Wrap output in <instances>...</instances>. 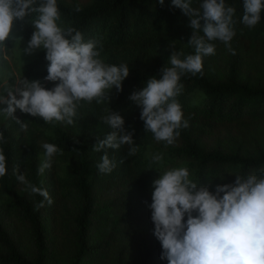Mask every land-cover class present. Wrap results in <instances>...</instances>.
Wrapping results in <instances>:
<instances>
[{
	"label": "trees",
	"instance_id": "obj_1",
	"mask_svg": "<svg viewBox=\"0 0 264 264\" xmlns=\"http://www.w3.org/2000/svg\"><path fill=\"white\" fill-rule=\"evenodd\" d=\"M202 2L191 0L194 8ZM225 3L236 9V35L230 42L236 54L232 55L224 43L214 41L216 51L231 55L227 74L215 76L211 55L203 58V76L186 74L181 78L184 90L177 100L189 126L179 129V137L167 145L145 131L141 108L129 97L142 90L150 77L160 78L173 51L194 53L188 46L192 34L189 18L171 7V0H164L163 6L158 0H57L63 24L81 31L85 41H99L105 63H126L130 73L122 91H110L106 105L81 102L73 125L46 124L42 118H28L17 109L15 117L28 123L27 130L22 131L13 119L0 115L4 135L0 148L8 165L7 174L0 177V264H52L55 260L65 264H168L160 258L163 249L153 234L148 207L154 191L152 182L160 172L187 167L190 178L198 186H209L212 192L216 185L234 183L237 174L247 177L264 172V147L259 145L260 132L255 127L264 117V10L261 21L248 28L241 22L243 0ZM77 5L79 12L75 11ZM35 15L14 21L11 37L31 38ZM5 43H10L9 39ZM45 56L46 50L40 49L20 70V78L38 80L50 90L59 82L44 79L50 64ZM106 107L124 119L125 129L133 133L138 147L134 156L128 155L127 145L106 149L117 165L111 173H101L97 168L105 151L93 150L98 139L112 131L101 120ZM222 125L232 145L209 148L205 135ZM234 137L237 142L232 141ZM45 142L55 144L64 154L55 155L51 168L40 175ZM156 153H163L162 164L152 163ZM16 165L30 183L47 190L53 201L50 206L43 196L30 194L17 181L13 174ZM41 201L44 207L37 209ZM4 208L27 231L32 244L28 249L19 245L16 229L3 222ZM100 212L106 214V223H101L108 224L111 233L109 239L94 245L92 231Z\"/></svg>",
	"mask_w": 264,
	"mask_h": 264
},
{
	"label": "clouds",
	"instance_id": "obj_2",
	"mask_svg": "<svg viewBox=\"0 0 264 264\" xmlns=\"http://www.w3.org/2000/svg\"><path fill=\"white\" fill-rule=\"evenodd\" d=\"M158 2L164 5V0ZM171 7L189 18L192 34L188 46L194 53L173 51L167 66L160 71V78L150 77L142 90L129 97L141 108L145 131L151 132L155 141L167 145L179 137V129L189 126L177 100L184 90L181 78L186 74L203 76V58L215 55L214 41L224 43L232 55L236 54L230 43L236 35V9L226 5L225 0H203L198 8L192 7L191 0H171ZM243 9L241 22L253 28L261 21L264 0H243ZM75 11H81L79 5ZM31 14H36L32 21L35 30L24 54L32 55L40 48L46 50L45 58L50 64L44 79L59 83L49 90L38 80L29 82L22 78L19 87L8 86L4 89L6 95L0 94V105H6L0 108V115L13 119L22 131L27 130L28 123L15 117L17 109L42 118L46 124L73 125L81 102L106 105L113 88L122 91L130 73L129 65L105 63L99 41H85L81 31L63 24L57 0H0V56L4 60L9 58L5 42L11 36L14 21H22ZM104 112L101 120L112 131L98 139L93 150H118L127 145L128 155L134 156L138 147L133 133L126 131L124 119L108 107ZM0 142H4L3 132ZM42 148L45 151L38 166L40 175L51 168L55 155L64 154L52 143L45 142ZM163 159V153L151 157L155 164H162ZM116 166L107 151L97 164L101 173H111ZM7 171V158L0 148V177ZM13 174L30 194L43 196L49 206L53 203L46 189L19 173L18 165L13 167ZM152 188V203L148 207L153 234L163 249L161 260L166 259L168 264H264V172L247 177L237 174L234 183L216 185L212 192L209 186H198L187 167H174L160 172ZM42 207L43 201L36 205L37 209Z\"/></svg>",
	"mask_w": 264,
	"mask_h": 264
},
{
	"label": "rangeland",
	"instance_id": "obj_3",
	"mask_svg": "<svg viewBox=\"0 0 264 264\" xmlns=\"http://www.w3.org/2000/svg\"><path fill=\"white\" fill-rule=\"evenodd\" d=\"M67 3L73 2H81V3H89L90 0H65ZM31 38L26 39L23 36L11 37L9 38L10 43H5L6 48L8 49V59L4 60L2 56H0V94H5L4 89L8 86L12 88L19 87L18 81L20 78V70L23 69L25 64L35 56L40 49H37L33 52L32 55L24 54V49L27 48L28 42ZM212 64L211 69L217 78H222L228 72L229 65L231 62V55L228 51L218 50L215 52V55H212ZM203 62H205L203 60ZM264 68V66H262ZM19 99L20 97L17 96ZM4 105H0V108ZM28 118L31 117L28 114H25ZM256 129L260 132V140L259 145L264 147V117L257 121ZM225 126L222 125L219 129L215 128L212 133H208L205 135V144L211 148L215 145H222L223 148L227 149L232 144L228 140V135L225 130ZM233 142H237V138L232 139ZM2 219L7 227L16 229L14 230V236L18 239L19 245L23 249H28L32 246L29 241L27 231L22 227L20 220L8 209L4 208L2 210ZM105 213H99L97 217V222H95V226L93 227L91 243L99 244L109 239L111 233V227L107 225H103L101 222L106 223L104 220L106 217ZM19 226V227H18ZM52 264H65L62 260H55ZM90 264V263H88ZM91 264H103L92 262Z\"/></svg>",
	"mask_w": 264,
	"mask_h": 264
}]
</instances>
